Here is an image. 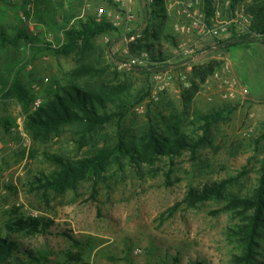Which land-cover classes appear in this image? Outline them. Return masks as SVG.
Here are the masks:
<instances>
[{"label": "rangeland", "instance_id": "374dc122", "mask_svg": "<svg viewBox=\"0 0 264 264\" xmlns=\"http://www.w3.org/2000/svg\"><path fill=\"white\" fill-rule=\"evenodd\" d=\"M220 1L225 19H232L238 7L249 13L248 7L255 3V0L235 4L231 0ZM51 2L57 7L56 12L51 14L52 19L46 16L45 21L40 22L36 20L35 0H0V23L24 27L38 38L34 48L20 42L14 47L0 49V71L13 62L23 68L20 80L32 98L29 112L38 109L59 86L66 85L70 73L79 67L82 57L58 56L51 51L65 43L64 30L74 22L89 17L96 20L100 8L109 12L130 10L136 17V24L142 28L148 21L152 22L145 16V0H132L133 8L115 0ZM23 16L28 19L24 21ZM153 21L155 25L161 24ZM173 21H166L162 37L171 32L176 36ZM244 31L240 23L231 28L232 33ZM124 36L126 34L115 30L98 37L95 42L100 48H108L104 54L105 64L111 73L124 76L133 96V107L123 124L114 121L85 140L78 137L76 126H70L46 144H35L25 125L27 111L16 99H0V120L10 119L15 122L14 126L23 121L31 141L28 149H21L11 133H3L0 126V147L5 146L0 172L1 234L6 235L4 223L12 209L25 217L36 213L35 219L52 222L43 233L12 234L11 238L19 247L10 264H30L27 253L45 257L44 264H238L236 257L241 249L233 230L242 218L225 207L233 196L248 195L257 186L259 161L264 154V46L230 48L227 41L231 36L215 38L197 58L200 67L216 61L218 65L213 72L205 80L194 77L193 72L189 86H184L179 76L167 90H158L159 100L154 101L152 95L159 83L155 75L164 71L168 64L152 59L156 65L120 70ZM161 40L170 54L168 50H172L175 43ZM249 51L254 54L248 56ZM225 63L230 64V77L239 82L235 88L237 100L225 98L227 86L215 80L216 71H221ZM169 70L175 75L179 68L171 66ZM193 80L198 89L190 98ZM83 83L84 80H80V84ZM242 89H247L248 94H241ZM224 104L236 105L237 110L226 114L227 119L214 126L213 144L202 149L196 158L184 153L180 157H160L154 164H144L136 158L117 154L100 177L86 178L74 189L62 194L35 189L36 177L55 170V165L44 153L80 158L95 153L98 150L95 147L103 148L107 142L115 146L119 135L133 134L136 124L142 120L151 117L161 122L162 115L172 121L181 117L182 128L200 135L197 127L202 121L197 115ZM10 142L13 147L7 145ZM231 178L235 180L220 199L194 207L187 204L186 197L191 189L199 190L206 184ZM68 255L82 261H72ZM254 257V264H264V230Z\"/></svg>", "mask_w": 264, "mask_h": 264}, {"label": "trees", "instance_id": "16d2710c", "mask_svg": "<svg viewBox=\"0 0 264 264\" xmlns=\"http://www.w3.org/2000/svg\"><path fill=\"white\" fill-rule=\"evenodd\" d=\"M35 1L38 13L36 20L44 22L46 16L52 19L51 14L56 12L57 7L51 0ZM231 1L235 4L242 0ZM157 6L151 10V13L147 12L146 18L152 22L148 21L144 27V40L139 48L148 50L153 60L164 61L165 53L161 39L171 40L173 43L176 39L172 32L161 36L167 20L165 15H161L164 13L163 4L158 3ZM248 11L252 17L251 23L243 33H232L227 41L230 48L254 44L264 46V0H255V3L248 7ZM157 18L161 22L159 26L153 21ZM112 31L115 29L110 23L98 22L93 17L82 19L78 23L74 22L64 30L65 43L51 51L58 56L77 55L82 57V61L79 67L70 73V81L66 85L59 86L33 112H29L32 98L20 80L23 68H18L13 62L6 64L3 71H0V99H16L27 111L25 125L33 143L44 145L54 137L60 136L66 127L70 126H76L78 137L80 140H85L86 137H94L95 133L114 121L123 124L133 107V96L124 76L117 72L111 73L110 67L105 64L104 54L108 48H100L95 43L98 37ZM20 42L34 48L38 38L24 27L6 26L0 23V49L14 47ZM217 65L218 63L213 61L205 67L198 68L194 77L205 80ZM80 80H84V83L80 84ZM193 82L194 87L189 91L190 98L198 89L195 80ZM236 110V105L224 104L207 113H199L197 117L202 121V125L197 128L201 132L200 135L182 128L181 117H175V121H172L162 115L161 122L153 121L151 117L142 120L136 124L133 134L119 135V141L115 146H110L107 142L103 148L95 147L96 150L98 149L95 153L80 158L44 153L45 158L55 165V170L50 174L41 173L34 179L33 184L35 189L52 190L62 194L67 189H74L86 178L100 177L108 164L117 158V154L136 158L139 163L144 164H154L160 157H180L184 153L196 158L202 149L209 148L213 144L211 132L214 126L222 120L225 121L226 116ZM14 124L15 122L10 119L0 120L2 131L6 134L11 132ZM258 175L257 186L250 194L233 196L225 207L226 210L238 213L242 218L237 229L233 230L241 249V254L236 257L238 264H254V252L264 230V154L259 161ZM234 180L231 178L206 184L199 190L191 189L186 202L194 207L211 199H220L227 186ZM7 216L3 229L6 232L5 236L1 234L0 228V264H10L16 258L15 251L18 250L19 245L11 238L12 234L43 233L52 224L42 218L35 219L20 215L17 209L10 210ZM27 256L30 264L47 262L45 257H34L31 253H27ZM68 258L72 261H82L74 255H68Z\"/></svg>", "mask_w": 264, "mask_h": 264}, {"label": "built area", "instance_id": "2783aa9c", "mask_svg": "<svg viewBox=\"0 0 264 264\" xmlns=\"http://www.w3.org/2000/svg\"><path fill=\"white\" fill-rule=\"evenodd\" d=\"M115 1L125 6L132 4V0ZM158 3H162L167 13L177 19L173 26L176 41L170 54L175 62L174 64L177 63L181 67H190V62L195 60L204 51L206 45L211 40L230 33L233 25L240 23L246 30L252 20V17L240 7L236 8L232 19H225L220 0H145V5L151 9L158 7ZM28 10H31L30 7ZM96 14L98 22L106 20L110 22L116 31L121 32L122 30V33L126 34L124 36L125 45L122 51L124 59L118 64L120 70H130L137 66L148 67L149 65H156V63L152 62V56L148 50L138 48L144 40V32L136 24V17L130 10L126 12L122 10L109 12L105 8H100ZM22 19L26 21L28 16H23ZM230 71V64L225 63L222 70L215 73V80L227 86L225 98L234 96L238 92L235 88L239 85V82L230 77ZM179 75L181 80L184 81L185 76L181 73ZM155 78L159 83H157L154 89L152 99L158 101V90H167V87L176 78L169 69L160 71L155 75ZM176 92L178 93L179 91L177 90ZM241 94H248V90L242 89ZM37 106H39L38 103ZM10 133L18 142V147L21 149H28L30 147V137L24 130L23 121L18 122L17 125L12 127ZM7 145L9 147L14 146L13 142ZM4 147H0V172L3 168ZM31 215L33 218H37L36 213H31Z\"/></svg>", "mask_w": 264, "mask_h": 264}, {"label": "crops", "instance_id": "0c3cea01", "mask_svg": "<svg viewBox=\"0 0 264 264\" xmlns=\"http://www.w3.org/2000/svg\"><path fill=\"white\" fill-rule=\"evenodd\" d=\"M132 4H134V2L132 3ZM131 4V5H132ZM130 5V7L131 8H133L132 6ZM146 10H147V12H150L151 13V10L148 8V7H146ZM147 12H146V15L148 16V14H147ZM145 15V16H146ZM161 15H165L166 16V20H169V19H172V20H174L173 21V23L175 24V22L177 21V19L173 16V15H169L168 13H167V11H166V9L164 8V13L162 14L161 13ZM156 21H160L158 18H157V20ZM174 24H173V26H174ZM139 26V25H138ZM140 28H142L141 26H139ZM143 30H144V28H142ZM173 30H174V28H173ZM118 32H120V31H118ZM120 33H122V30H121V32ZM123 34V33H122ZM231 34H232V32L231 33H228L227 35H225V36H231ZM251 51H253L252 49H253V47H250L249 48ZM163 51L165 52L166 51V48L165 47H163ZM169 52L171 51V50H168ZM167 52V51H166ZM165 52V53H166ZM168 53V52H167ZM166 53V54H167ZM250 51L248 52V56L250 55ZM252 55L254 54V52H252L251 53ZM169 55V56H168ZM168 57H165V60L163 61L164 63L163 64H168V67H166V69H169V68H171V66L172 67H174V68H179V70L178 71H175L174 73H175V78H176V80L178 79V77L180 76L179 74L181 73L182 75H184L185 76V80L183 81V80H181V82H182V84L184 85V86H189V84H190V82H189V78L192 76V73L194 72L195 73V71L198 69V68H200V66H199V64L197 63L198 62V57L195 59V60H193L192 62H190V67H181L179 64H177V65H174V60L171 58V54H169L168 53ZM251 56V55H250ZM180 68H183V69H181L180 70ZM185 88V87H184ZM232 97V99H238L237 98V95H234V96H231ZM231 97H229V98H231ZM253 116V115H252ZM251 116V117H252Z\"/></svg>", "mask_w": 264, "mask_h": 264}]
</instances>
